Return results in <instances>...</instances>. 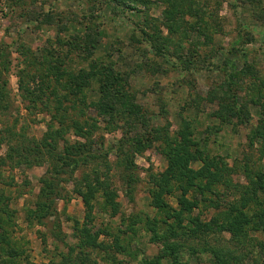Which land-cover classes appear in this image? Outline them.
Wrapping results in <instances>:
<instances>
[{"label": "rangeland", "instance_id": "rangeland-1", "mask_svg": "<svg viewBox=\"0 0 264 264\" xmlns=\"http://www.w3.org/2000/svg\"><path fill=\"white\" fill-rule=\"evenodd\" d=\"M87 27L103 32L101 57L115 48L117 68L134 73L131 90L141 105L134 119L120 114L109 126L112 119L95 106L82 115L55 106L42 111L24 98L21 81L34 86L29 74L43 52H61L72 67L88 68L87 53L67 44ZM0 89V217L10 241L0 243V252L9 264H172L174 256L178 264H218L219 248L231 253L230 264H264V204L242 207L235 191L219 199L224 188L215 185L206 196L221 207L201 203L190 216L198 221L182 225L177 192L158 206L153 180L168 168L164 151L186 128L201 149L237 169L235 182L249 184L245 162L255 181L264 180V132L250 138L264 128V0H0ZM99 99L89 92L85 101ZM233 104L242 117L225 121ZM63 112L96 123L93 144L68 126L61 135L54 131L52 115ZM126 121L139 136L149 133L142 152ZM44 141L58 144L52 152L92 157L54 176ZM95 169L116 193L115 214L105 188L90 209L77 190L87 189ZM44 188L55 196L45 209ZM168 246L177 248L174 256Z\"/></svg>", "mask_w": 264, "mask_h": 264}, {"label": "trees", "instance_id": "trees-1", "mask_svg": "<svg viewBox=\"0 0 264 264\" xmlns=\"http://www.w3.org/2000/svg\"><path fill=\"white\" fill-rule=\"evenodd\" d=\"M102 36V30L87 27L84 36L78 37V35H75L67 41L68 46L74 51L79 52L83 50V52L87 53L86 56L88 60H90L88 68L81 67L77 69L72 67L68 64L66 57H64L61 52L55 54L57 51L52 49L48 50V53L43 52L42 60H40L42 62H40L39 65H37L38 63L35 65L37 66V72L35 71V73H31V75L29 74L31 83L34 84V86L30 87L28 83L26 84L23 80L21 81L22 84L20 88L23 90L24 98L27 99L29 103H39L42 111L50 110L54 108L52 106H55L57 112L72 109L76 112L78 110V113L82 115L87 106H95L101 114H106L112 119L108 122L109 126L115 124L114 121L117 120L115 118L120 114H126L128 120L134 119L135 116H132L137 115L141 108V105L136 100L137 97L135 93H133L135 91L131 90V77L134 73L131 71L127 73V71H122L117 68L116 62L112 59L115 54L113 52L115 48L110 49L112 52L110 50L108 51L107 60L98 54V50L102 45ZM147 36H149V34H147L146 37ZM152 47L155 48L154 50L158 55H164L161 47L156 45H152ZM67 53H69V51H67ZM28 65L31 67L33 65L32 61L28 63ZM94 85H96V87H94ZM89 92H93L94 95H100V99L96 102L91 101L87 104L85 99ZM64 102L68 104L64 105ZM235 107L234 104L232 107L226 106L225 110L228 116L224 117L225 121H227V119L230 120L232 117H242L239 107H237V109ZM58 114L59 113L52 115L54 123L58 124V127H55L54 130L57 134L61 135L68 126L72 129H76L77 134L85 136L89 139L90 144H93L91 142V137L94 132L93 129L97 128L96 123H90V121H85L83 123L79 118L67 119V114L65 112L60 114V117ZM141 116L142 114L140 117ZM67 122H69L68 125ZM125 123L127 124L126 128H128V131L130 130L133 134L130 138L136 144V150L142 152L143 149L148 146L147 142L150 140L149 133L146 138L144 135L141 137L139 136L140 133L136 134L135 131H132V123H128L127 121ZM186 129L178 131L179 135L174 139L172 147H169L170 149L168 148V151H166L167 149L164 151L166 152V158L168 160V168L166 171L157 176H153L156 186V189H154V202L156 205L164 206V196L176 191L180 205V209L178 213H176V218L179 224L183 225L186 220H190L192 223L198 221L197 217L190 218V216L195 215L193 213L194 208L201 203H204L205 208L214 202L215 206L221 207L219 199H224L221 196L226 194L229 195L230 191L233 193L235 191L234 194H238L237 192L240 193L239 195L242 197V207L249 204L251 201L264 204V200L261 198L264 193V180L260 178L258 181H255L251 177L253 172L248 162L244 164V171L249 177V184H242L238 181L235 182L231 174L237 169L229 166L223 159L217 161L216 155H211L206 150L201 149L198 146V141L193 139L190 132ZM263 132L264 128L258 129L253 136H250L251 141L254 140L253 138H256V136L262 137L263 135L261 136L260 134ZM57 145L56 142L47 143L46 141L41 145L43 149L47 148V152L51 160H53L55 168L53 172L54 176L66 172L65 168L67 167L69 171L71 170L72 172L78 165L86 164L92 157L88 154L84 156L82 154L80 157H71L67 149L62 152H52V150L57 148ZM75 146L78 150H84L83 144L81 143ZM73 147H71V149ZM90 149H92L91 145ZM65 154H68L67 157ZM193 162H201L202 165L196 169L192 165ZM59 164H61V166ZM57 166L62 170H59ZM97 170L99 169L94 170L96 177L91 178L87 176L85 182L87 189L84 190L80 187L77 190L80 195H82L85 205L90 209L92 206L91 200L94 198L96 191L105 188L107 203L111 205L112 211L115 214L119 210V203L115 200L116 193L108 188L106 181L101 180ZM69 176L71 175L69 174ZM215 185H222L224 189L219 191V193L217 192V195H220V197L217 196L219 199H208L206 193L209 192V190L213 192L215 190ZM51 192L48 194L46 188L42 190L44 201L39 203L40 207L42 206V208H44L49 201L52 202L54 200L55 196L52 195ZM1 195L2 193H0V197H2ZM260 203L259 205H261ZM230 204H232V206L234 205L233 203ZM229 208L231 209V207ZM88 216H91L89 212ZM4 224L5 218L3 216L0 217V243L6 242L9 245L10 241L7 238V231L4 229ZM165 250L169 255L174 256L177 248L175 246H168ZM217 250L214 249L213 254L218 264H230L231 253L228 255L229 251L223 250L222 248ZM171 259L172 264H178L176 256L171 257ZM0 264H9V261H6L1 252Z\"/></svg>", "mask_w": 264, "mask_h": 264}]
</instances>
